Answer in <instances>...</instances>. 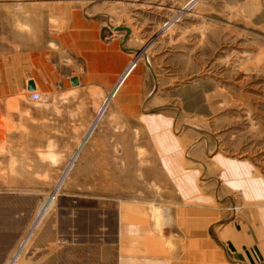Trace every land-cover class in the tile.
Segmentation results:
<instances>
[{
    "label": "rangeland",
    "instance_id": "obj_1",
    "mask_svg": "<svg viewBox=\"0 0 264 264\" xmlns=\"http://www.w3.org/2000/svg\"><path fill=\"white\" fill-rule=\"evenodd\" d=\"M236 240L264 264V0H0V264Z\"/></svg>",
    "mask_w": 264,
    "mask_h": 264
},
{
    "label": "crops",
    "instance_id": "obj_2",
    "mask_svg": "<svg viewBox=\"0 0 264 264\" xmlns=\"http://www.w3.org/2000/svg\"><path fill=\"white\" fill-rule=\"evenodd\" d=\"M118 79L120 80V78H118ZM119 80H117V81H119ZM113 89L111 90V92L113 91ZM117 227L118 228L116 230V248H117L116 252L118 254V251L119 250L121 251V246H119V244L121 243V240H120L121 239L120 238L121 235H120V229H119L120 225H118ZM214 235H216V234L212 233L213 241L216 244H218L221 247V249H222L223 247L220 245L221 244L220 243V237H218L216 235V237H217V239H216V237ZM236 243L238 244V246L233 247L235 249L232 248L233 257H231V258L230 257H227V258L225 257V259L227 261H229L230 264H233V263H235V264H258V262H256V260L253 259L251 255H249L248 248L246 246H244V244H242L241 242H239L237 240H236ZM123 250H124V254L125 255L128 254L129 251L127 249L124 248ZM222 250H223V254L225 256H228L226 249L223 248ZM125 255L124 256L118 255L116 257V264H167V263H164V262H161V261H156V260H152V259H148V258H140V257L136 258V257H129L128 255L125 256ZM221 264H223V263H221Z\"/></svg>",
    "mask_w": 264,
    "mask_h": 264
},
{
    "label": "water",
    "instance_id": "obj_3",
    "mask_svg": "<svg viewBox=\"0 0 264 264\" xmlns=\"http://www.w3.org/2000/svg\"><path fill=\"white\" fill-rule=\"evenodd\" d=\"M120 28H124L125 30V33L127 34L129 29L127 27H119V26H116L115 29H120ZM71 83L72 84H76V78H71ZM34 88V84H33V81L32 80H28L27 81V89L31 90Z\"/></svg>",
    "mask_w": 264,
    "mask_h": 264
},
{
    "label": "built area",
    "instance_id": "obj_4",
    "mask_svg": "<svg viewBox=\"0 0 264 264\" xmlns=\"http://www.w3.org/2000/svg\"><path fill=\"white\" fill-rule=\"evenodd\" d=\"M38 93L35 90L29 91L28 97L31 101L36 102L38 100Z\"/></svg>",
    "mask_w": 264,
    "mask_h": 264
},
{
    "label": "bare ground",
    "instance_id": "obj_5",
    "mask_svg": "<svg viewBox=\"0 0 264 264\" xmlns=\"http://www.w3.org/2000/svg\"><path fill=\"white\" fill-rule=\"evenodd\" d=\"M33 84H34V82H33ZM34 88H35V85H34ZM34 88H33V89H34ZM92 126H93V125H92Z\"/></svg>",
    "mask_w": 264,
    "mask_h": 264
}]
</instances>
